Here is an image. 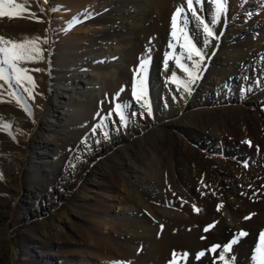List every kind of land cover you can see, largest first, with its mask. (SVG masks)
I'll use <instances>...</instances> for the list:
<instances>
[{
    "label": "rangeland",
    "instance_id": "rangeland-1",
    "mask_svg": "<svg viewBox=\"0 0 264 264\" xmlns=\"http://www.w3.org/2000/svg\"><path fill=\"white\" fill-rule=\"evenodd\" d=\"M100 2L101 0H46L44 3L42 0H0V16L15 12L16 17L22 21L21 29H11L7 26V38L0 35V211L4 209L3 204L13 203V216L8 222L11 239L18 248L15 264H49L51 259L54 260L53 264H139L138 259L131 254L134 255L133 249L138 253H141V250L128 241L127 233L123 230L125 225L123 221L114 218L120 206L111 205L109 197L113 189L118 187L117 180L122 174L118 165L121 162L120 158L109 153V150L99 156V161L89 162L84 158V150L99 137L102 143L105 140L104 136H110L107 137L110 140L112 137L117 140L114 127L118 131L122 127L132 129V115L146 99L154 108L156 106L157 111H162L161 90L167 80L164 75L169 72L176 76L173 73L177 64L182 63L185 72L183 80L175 81L185 88L186 92L191 86L198 84L201 76L204 77L207 72L210 59L219 51L218 48L226 33L224 29L228 24L230 3L233 0H185L184 3L180 1L171 9L164 39L157 36L158 43L153 39L144 42L143 54L132 50L142 46L141 38H135L134 41L131 39L130 48L126 46L120 54L106 56L103 59V64L108 66H106L108 69L105 67L106 70H109L112 64L123 66L119 68L120 72L117 71L115 78L113 76L103 79L104 91L98 96L92 94L95 84L92 81L87 82L85 98L93 99L91 112L83 106H87L88 103L76 101L81 90H77V93L68 89L70 91L68 94L75 98L71 101L56 92V85H62L72 73V67L65 66L66 60L81 58L80 53L77 54L74 50L80 46L78 39L84 38L85 35L83 26L77 21L78 17L85 14L84 11L89 5L94 8L93 11L97 10ZM54 4L58 6L54 7ZM119 30L123 37L129 36L126 40L135 37L131 30L121 28ZM95 43L87 42L85 48H90ZM192 48L195 50L192 51ZM199 49L204 52L202 54L205 62L199 66L200 72L197 74L198 66L191 63L196 60L194 52ZM262 54L261 58L257 56L258 59L255 65L250 67V71L241 75L242 90L250 87L249 81L255 83L262 77L264 79V51ZM88 59L93 58L88 55ZM90 64L92 65L91 62ZM75 67L82 68L85 65L80 62L75 64ZM184 68L180 69L184 71ZM192 70L196 72L194 75ZM184 78L191 80V86L189 80L185 81ZM230 88L234 91L238 89L237 80ZM257 94L255 93L250 100L238 101L231 109L220 103L207 105L205 107L207 113L204 116L196 113L187 114L180 122L173 118L158 119L156 125L148 127L144 132V138L136 142V148L131 147L137 150L144 161L149 160L152 149L165 153L163 167L157 170L160 173L156 171L158 179L162 182V192L167 195L161 196L166 204H172L176 199L187 210L185 217L178 215L155 219L158 223L159 236L166 237L171 242L169 263L184 261L182 264H187L186 260L191 250L188 240L195 233L198 232L202 242L208 239L203 233L208 228L205 227L208 222V211L222 213L224 208L220 180H227L231 187L226 194L227 199L225 198L228 207L250 218L251 212H248L242 202L243 191L240 189L243 188V182L238 179L235 169H231L230 163L236 157L245 156L243 147L248 145L249 141L246 138L244 120L246 122L251 118V111L264 110V100L256 96ZM65 100L66 102H63ZM48 101L52 102L50 113L54 116L53 121L50 116H47V119L55 126H49L47 130L56 131V137L49 140L44 135H39L37 142L42 147H37L35 151L41 158H37L35 164H30L24 159L23 153L30 151L32 142L25 136L27 133L30 135L33 133L37 116ZM181 114L182 112L179 113ZM227 129H232L233 136L225 137ZM217 130L220 135L216 134ZM111 144L115 148V145ZM17 150H21L19 152L21 154H18ZM81 151H84V154ZM246 161L248 167L251 163L256 164L254 161L251 163ZM237 167L241 168L242 163L239 162ZM90 170H96L98 178L96 182H92L95 188L89 191L86 201H82L77 195V187L72 185L74 182H70L74 180L73 175L78 173L88 178ZM182 171L187 172L186 180L179 178ZM18 191H21V197L14 201L9 194ZM28 191L32 193L30 196L27 195ZM160 191H156L152 196L159 197L158 201L162 199ZM63 209L73 214V220L67 224L64 233L56 235L49 245L46 243L37 245L36 233L40 227L39 223ZM180 220L187 222L188 230H184V236L180 241L181 248L177 249L173 239L178 235L177 227ZM219 220L220 217L217 216L213 222L219 223ZM245 228L230 230L224 241L219 238L212 239V243L208 241L198 247L199 264H240V261L237 263L227 253L234 245L245 239L252 242L250 249H246V255H250V262L264 264V228L254 235L256 239L251 236L250 230ZM202 247H206L207 250ZM1 251L4 253L0 242V264H7L3 261ZM203 255H206L208 260L203 261Z\"/></svg>",
    "mask_w": 264,
    "mask_h": 264
},
{
    "label": "bare ground",
    "instance_id": "bare-ground-1",
    "mask_svg": "<svg viewBox=\"0 0 264 264\" xmlns=\"http://www.w3.org/2000/svg\"><path fill=\"white\" fill-rule=\"evenodd\" d=\"M180 1H183L184 3L185 0H101L100 7H98V9L95 11H93L94 8L91 5L88 6L87 4L88 8L85 9V14L80 15L77 19L78 23H81V25L83 26V31L85 33L84 38L81 37L80 39H78L80 40V46L74 48L77 54L80 53L79 55L81 56V58L79 59L78 57H75L70 59L69 61L66 60L65 66H71L72 73L68 75L66 81L63 82L62 85H56V92L60 93L62 96H65L66 99H72L74 101L75 98L71 97L68 94V92H70L69 90H72L71 92H77V90H81V93L79 94L80 96L78 95L79 97L76 101L82 104L90 103L89 105L87 104L88 107L86 105L83 106L93 112V104L91 102V100L93 99L91 98V100H88L87 98L86 100L85 98L87 96V82L92 81V83L95 84V86L92 88V91L94 92L92 94L98 96L104 91H102L105 85L103 79L105 80L107 79V77L113 76V78H115L117 71L123 66V64L119 66H114L112 64V67H110L109 70H106L108 66L107 64H103V59L106 56L120 54V51L123 50L126 46H129L131 41L135 38H141L140 45L142 46H139L138 44L139 47L132 50L138 53L141 52L142 54L145 49V47L143 48L144 42L149 40L152 41L153 39L156 40L154 42L158 43L157 38L160 37V39H162L167 34V27L169 22L168 19L169 15L171 14L170 12L172 11L171 9ZM42 2L44 3L46 2V0H42ZM57 6L58 4H54V7ZM12 13H9L7 16H0V35H2L3 38H7V26L11 29H21L22 27L21 19L16 17L15 12V14ZM119 28L131 30L132 33L135 34V37H130L129 40H126L129 36L123 37L124 35L120 34ZM225 30L226 33L224 35V38H222L223 40L221 41V46L218 45L219 51L216 54L214 53L215 56L213 57V59H210L205 76H201L198 84L193 85V87L190 84L191 80H189V78H186L189 80V84L191 86L190 88L192 90L190 89L186 92L185 88L181 87V85L175 81L176 79H182L185 72V68L183 67L184 65L180 62L181 64L176 65L177 67L175 68V73H173L176 76L171 75L169 72L165 73V75L163 74L164 76H166L167 80L165 82V87L163 88V90H161L162 111H157L156 106L154 108V106L151 105L150 101L146 99L144 104H142V106H139V108H137L138 110H136L134 112V115H132V129H125V127H122V125L120 131H118L117 128L114 127L115 123L113 124L112 122V124L114 125L113 127L117 140L113 139V137L110 140L109 138H107L110 136H104L105 140L103 139L104 143H102L99 140V137L96 138L90 145H88L86 147V150L83 149L85 151V154L84 151H81L84 154V158L89 162L98 160L100 155L105 154L109 150V153L111 152L114 154V156L120 158L121 162H119L118 165L119 170L120 172H122V174H120V177L117 180L118 187L116 189H113V192L109 194V197L111 199V205L118 204L120 206V209L118 210L114 218L121 222L123 221V223L125 224L123 230L127 233L128 241L133 246H136L137 249L139 248L141 250V253H138L136 249H133L134 255L131 254L132 257L134 256L138 259L139 264H166V262H168L167 264H182L184 262L177 261L174 263H169L170 261L168 260L170 259V251L172 250L170 249V241L166 239V237L159 236L158 223L155 219H157V217H171L178 215L181 217H185V215L187 214V210L185 207L181 206L180 202L176 199L174 200V202L172 201V204H166L165 200L161 196V194L163 195L165 193L162 192V182L161 179H158L159 175L157 176L156 171L163 167L166 158L165 153L163 151L151 148L152 154L151 156H149V160L144 161L142 160L143 158L138 154L137 150H134V148L132 149L131 147L136 148V142H140L141 139L144 138V132L148 127L156 125V120L158 119L165 120V118H173L175 119V121L180 122L184 120L183 118L187 114L193 115L194 113H196L198 115L204 116L207 113V109L205 107L207 105H213L214 103H220L226 108L231 109L235 107L238 101H247L252 99L255 93H258L256 96H260L264 100L263 77L259 82L255 81L254 83L249 81L250 87H248L246 90H242L243 87L241 88L240 83L241 79L243 78V74L248 73L251 69L250 67L255 65L256 59H258L257 56H259L260 58L263 56L264 0H233V2L230 3L229 19L227 28L224 29V31ZM235 34H237L238 36H235ZM233 35L235 36L234 38L231 37ZM92 41H95L96 43L90 46V48H85L88 45L86 43H91ZM213 45H215V43ZM128 48H130V46ZM194 50L192 48V51ZM199 50H196L194 52V58L196 60L194 61V63H191L193 66H198V71H196L197 74H199V69L205 62V59L203 58L204 54H202L203 51L201 52V50ZM206 50L208 49H205V51ZM208 53L209 52H207V54ZM88 55L89 57L92 56L93 59L89 60ZM128 55L129 53L127 54V56ZM200 57H202L204 60ZM183 61L185 63V60ZM80 62L85 65V67L76 68L75 64ZM90 62L92 63V65L90 64ZM189 66L190 65H188V67ZM180 68H184V71H182V69ZM173 70L174 69H172V71ZM196 72H193L192 70V75H194V73ZM197 74H195L196 77ZM236 80L238 89L234 91L230 87ZM182 84H184V82ZM189 84H187V86ZM88 96L90 97V95ZM63 102H66V100ZM83 106H81V108ZM52 107L53 106L51 101L46 102L43 111L37 116V122L36 126L33 129V133L31 135L30 133H27L25 136L32 142L30 151L28 153H23L24 159L30 164H35L36 159L41 158L40 155L35 151L37 147H42L41 145L39 146V143L37 142V138L39 137V135H44V137L49 140L55 139L56 137V131L51 132V130H47L49 126H55V124L52 122V117L54 115L50 113L52 111ZM174 110H179V112H174ZM180 112H182L181 115H179ZM250 115L251 118L249 120L247 119L246 122L245 120L243 122L245 126L244 128L246 132V138L249 141L248 145H245L243 147L245 156L244 158L236 157L230 163L231 169H235L236 175H238V179L243 182V188L240 189L241 191H243L241 194L243 200L242 202L244 203V205H246L245 207L248 212H251L250 218L246 217L245 215L243 216V214L239 212V209V213H236V210L233 211L228 207V201L226 202L225 198L227 199L226 194L227 192L229 193L231 187L227 180H220V194L222 196L221 198L224 205L223 211L222 213H216L213 210L208 211V222L206 221L207 223L205 226H208V228H206L204 232L202 231L206 236H208V239L205 242H202V240L199 239L198 232L192 235L190 240H188L190 241L189 245H191V250L186 260L187 264H199V260L197 257L198 247L200 248L201 245L206 244L212 239L215 240L219 238L220 240L223 239L224 241L227 235L229 236L228 232H230V230L234 228L246 227L250 230L249 232L253 237L260 229L264 228V110H253L250 112ZM47 116H50L52 121H49V119H47ZM67 117L68 116H66V118ZM259 117L261 119L258 120L257 118ZM61 120L62 119H58V121ZM218 131L219 130L216 131V134L218 133ZM227 131L228 133L225 135V137L233 136L232 129H227ZM231 139H233V137ZM111 143L115 145V148ZM249 143L251 144L249 145ZM20 151L21 150H17L16 152L18 154H21L19 153ZM246 160L250 161V163L254 161L256 164L253 165L251 163V165L248 167ZM239 162L242 163L241 168L237 167ZM5 172H7V170ZM89 174L90 176L86 178L83 176V174L78 173L77 175H73V178L71 177L72 179H74L73 181H69L70 183L74 182L72 185H75L77 187V195L82 201H86L89 191L95 188V186L92 185V182H96L98 178L96 170H92ZM181 177L183 180H186L187 172L182 171L179 178ZM158 190H161L160 198L162 199H160V201L157 200L159 197H152L153 194L155 195L156 191ZM30 194L32 193L28 191L27 195L30 196ZM9 196H11L14 201H16L19 197H21V191L12 192L9 194ZM166 201L168 202V199ZM12 204L13 203L9 202L3 204L4 209L0 211V242L2 243L4 253L2 251L1 252L4 256L3 261L7 264H15L16 256L18 254L17 245L12 241L11 233L9 231L8 219L13 216L14 212ZM217 216L220 217L219 223H214L213 220H215V217ZM72 220L73 214L67 209L60 210L49 218L42 220L39 223L40 227L38 228V232L36 233V235H38V241H36L37 245L41 246L43 245V243H46L48 245L51 244L56 235L64 233L67 224ZM187 225L188 224L186 221L180 220L178 222V235H176L173 239V242L175 243V247L177 249L181 248L180 241L184 236V230L187 229ZM254 239H256V237H254ZM248 240L249 239L241 241L239 240V244L234 245L233 249L228 252L227 255L230 256L233 260L237 261V263L238 261H240V264H252V261L250 262L249 258L250 255H246V249H250V245L252 243L248 242ZM203 248L206 249V247H202V249ZM202 259L203 261H205L208 260V257L206 255H203ZM209 261L211 260L209 259ZM53 263L54 260H49V264Z\"/></svg>",
    "mask_w": 264,
    "mask_h": 264
}]
</instances>
